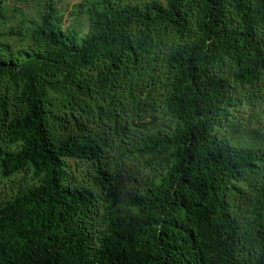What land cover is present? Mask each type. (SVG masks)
Listing matches in <instances>:
<instances>
[{
	"label": "trees",
	"instance_id": "trees-1",
	"mask_svg": "<svg viewBox=\"0 0 264 264\" xmlns=\"http://www.w3.org/2000/svg\"><path fill=\"white\" fill-rule=\"evenodd\" d=\"M61 2L0 0V264H264V0Z\"/></svg>",
	"mask_w": 264,
	"mask_h": 264
},
{
	"label": "rangeland",
	"instance_id": "rangeland-1",
	"mask_svg": "<svg viewBox=\"0 0 264 264\" xmlns=\"http://www.w3.org/2000/svg\"><path fill=\"white\" fill-rule=\"evenodd\" d=\"M81 0H62L63 9L65 10L64 15L66 19V26H70L73 23V18L70 16V11L72 9V5L76 2H80ZM76 28L80 31H87V21L85 19L78 21L75 23ZM81 25V26H80Z\"/></svg>",
	"mask_w": 264,
	"mask_h": 264
}]
</instances>
